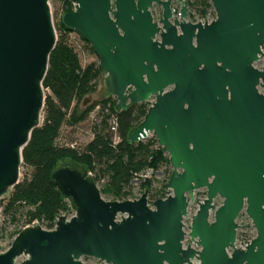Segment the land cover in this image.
Returning a JSON list of instances; mask_svg holds the SVG:
<instances>
[{
  "label": "water",
  "instance_id": "obj_1",
  "mask_svg": "<svg viewBox=\"0 0 264 264\" xmlns=\"http://www.w3.org/2000/svg\"><path fill=\"white\" fill-rule=\"evenodd\" d=\"M209 2L216 19L197 24L187 21V0H75L76 10L61 15L63 28L91 47L104 78L83 107L97 96L115 98L118 112L155 99L128 141L155 137L173 168L169 194L152 207L148 190L107 201L85 168L66 161L52 181L74 216H58L51 231L24 228L0 264L23 256V264H264V67H255L264 59V0ZM154 5L163 8L159 22ZM56 44L49 0H0V200L19 184L23 150L42 124ZM200 189L207 197L196 199L195 250L183 246L184 220ZM244 210L257 237L241 249Z\"/></svg>",
  "mask_w": 264,
  "mask_h": 264
},
{
  "label": "trees",
  "instance_id": "obj_2",
  "mask_svg": "<svg viewBox=\"0 0 264 264\" xmlns=\"http://www.w3.org/2000/svg\"><path fill=\"white\" fill-rule=\"evenodd\" d=\"M51 1L59 3L63 13L73 11L75 0ZM196 3L201 9L198 10L200 17L205 18L212 5L208 0H197ZM56 29L57 44L43 81L46 98L42 124L32 132L23 150V178L9 193L5 205V213L14 223L20 212L25 213V225L16 232V236L35 222L52 230L58 216L71 212L69 203L62 199L52 181L54 169L66 161L85 168L94 177L102 196L119 202L133 199L131 189L135 174L148 168L160 172L163 166L170 165L169 157L158 146L155 137L138 144L128 141L130 131L143 121L147 113L146 103L118 112L116 99L101 96L83 107L84 101L97 93L102 80L99 62L83 66L76 48L69 41L71 33L60 23ZM85 45L94 55L91 47ZM97 106L101 111L93 121L92 140L84 148L63 143V128L84 123ZM105 109H108L107 114ZM112 117L117 119L118 144L113 142L114 135L110 130ZM142 186L152 191L151 181ZM166 189L165 183L161 190L150 195V200L163 198Z\"/></svg>",
  "mask_w": 264,
  "mask_h": 264
},
{
  "label": "rangeland",
  "instance_id": "obj_3",
  "mask_svg": "<svg viewBox=\"0 0 264 264\" xmlns=\"http://www.w3.org/2000/svg\"><path fill=\"white\" fill-rule=\"evenodd\" d=\"M189 3L194 4L193 7H191V5H189V13H188V19L187 21L193 24H197V23H204L205 20L206 22H212L216 19V14L215 11L212 7V9H210L208 11V14L206 15L205 18H201L198 10H201L200 7H198L196 1L197 0H187ZM209 1V0H208ZM210 3V2H209ZM211 4V3H210ZM49 5H50V11H51V15H52V19H53V23L56 29V26L58 23H60V18L61 15L63 14L61 5L59 3H54L51 0H49ZM172 10H173V14H174V19H178L180 20V10H181V5L177 4L175 1L172 4ZM74 11V10H73ZM153 19L155 22H159V20L162 18V14H163V8L158 6V5H154L153 9L151 10ZM56 35H57V39H58V32L56 29ZM69 41L71 42V44L76 48L80 58H81V62L83 66H87L91 63L94 62H98V58L97 56L94 54H91L90 51L87 48V43H85L77 34L75 33H71L69 35ZM255 67L259 70H261L264 67V59L260 60L258 63L255 64ZM104 78L102 77V80ZM102 80L99 82L98 88H97V93L95 95L98 94V92L101 90L102 87H104V85L102 84ZM46 92V91H45ZM100 99V96L94 97L92 99V102H95L96 100ZM155 101V99L153 98L151 100V104H153ZM93 116L92 113L89 116L88 120L85 121L84 123H81L80 125L70 128V127H64L63 131H62V135H61V139L63 141V143H72V144H76L79 148H84L93 138V133H92V127H93ZM154 137V136H153ZM152 138V136H149L147 139ZM146 139V140H147ZM23 172L21 169L20 172V180H22L23 178ZM173 172V168L170 165H165L161 168L160 173L155 176L154 178H152L151 180V192H149V196H148V204L152 207V204L154 203V201L156 200H150V195H154L156 193V191L161 190V187L166 183H168V180L170 178V175ZM146 183V182H145ZM142 184L144 183H140V184H133L132 189H131V194L133 199H139L142 194L145 192L146 187L142 186ZM100 188V187H99ZM12 191V189L9 190L8 194L3 197L0 201V254L6 252L10 246L12 245L13 241L15 240V234L18 230L21 229V227H23L25 225V213L20 212L21 214L17 216V222L14 223L12 222L10 216H7L5 213V205L7 204V198L9 193ZM169 190L166 189L164 191V197L163 198H159V199H164L165 197L168 196ZM168 192V193H166ZM207 197V189H200L198 191H195L194 193V199L193 201H191L189 208H188V215L184 220V231L186 232V238L183 242V246L184 248H187L189 243L191 242L190 246L192 248H194L195 250H200L199 247L196 246V243L190 238L189 233H190V226L192 224V220H193V216L196 215L199 206L196 202V199H199L198 202L202 203ZM103 198L107 201H109L108 198L104 197ZM214 204L216 205L217 208H219L220 206H222L223 204V199L218 197L215 201ZM63 216H66L67 218H71L74 216V212H69ZM120 219V217H119ZM214 221V213L212 212L210 215V222ZM38 223V222H35ZM237 224L239 226H243V225H247V226H243L240 227V229L237 231V240H236V248H245L247 244H249L253 239H255L257 237V231L256 229L253 227L252 221L250 220V218L248 217V215L246 214V211L244 210L240 216L239 219L237 220ZM31 226V225H30ZM44 230L47 231H51L48 230L46 225L41 226ZM54 230V229H52ZM232 252V250H229V254ZM27 258L25 256L17 259L16 264H23L25 262ZM84 263H98L100 261L92 259V258H83L81 260ZM194 263H197V261H193ZM103 264V263H102Z\"/></svg>",
  "mask_w": 264,
  "mask_h": 264
},
{
  "label": "built area",
  "instance_id": "obj_4",
  "mask_svg": "<svg viewBox=\"0 0 264 264\" xmlns=\"http://www.w3.org/2000/svg\"><path fill=\"white\" fill-rule=\"evenodd\" d=\"M73 10H74V11L76 10V3L73 4ZM113 99H115V98H113ZM151 100H152V99H151ZM151 100H149V101L146 103V104L148 105V107H150V106L152 105V104H151V103H152ZM100 111H101V107H100V106H97V107L95 108V110L92 112V115H94V116H93V119H94V120H95V117H96L97 113L100 112ZM104 112L107 114V113H108V109H105ZM117 127H118V125H117V119H116V117H112V119H111V127H110V130H111V132H112L113 135H114L113 142H114L115 144H118V143L120 142V139H119V137H118V135H117ZM150 136L153 137V135H150ZM71 147L74 148L75 145H71ZM159 173H160V172H157V171H155L154 169H151V168H148V169H146V170H143V171H141V172L135 174L134 179H133V181H132V184L145 183V182L151 180L152 178H154L155 176H157ZM91 175H92V174H91ZM131 200H135V199H131ZM118 220H120V219L118 218ZM54 228H55V223H54ZM16 237H17V236H16ZM16 237H15V238H16ZM101 263H102V262H101ZM103 264H105V263H103Z\"/></svg>",
  "mask_w": 264,
  "mask_h": 264
},
{
  "label": "flooded vegetation",
  "instance_id": "obj_5",
  "mask_svg": "<svg viewBox=\"0 0 264 264\" xmlns=\"http://www.w3.org/2000/svg\"><path fill=\"white\" fill-rule=\"evenodd\" d=\"M176 2V1H175ZM189 3V2H188ZM190 5V4H189Z\"/></svg>",
  "mask_w": 264,
  "mask_h": 264
}]
</instances>
